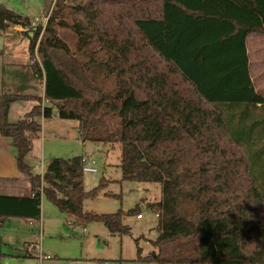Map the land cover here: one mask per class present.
<instances>
[{
	"label": "trees",
	"instance_id": "1",
	"mask_svg": "<svg viewBox=\"0 0 264 264\" xmlns=\"http://www.w3.org/2000/svg\"><path fill=\"white\" fill-rule=\"evenodd\" d=\"M10 25L30 23L0 5V31ZM59 30L75 34L84 68L99 66L104 79L115 78L116 90L88 87L56 61L53 52L74 56ZM251 33L264 36V0H56L41 41L40 28L26 33L31 59L36 48L41 58L31 66L44 81V97L0 95V135L11 141L32 186L31 197L0 195V219H39L42 198L113 235L128 234L124 218L141 215L140 205L114 214L84 211L104 181L85 190L83 157L55 158L43 176L33 173L25 159L42 131L35 119L57 111L79 121L84 141L90 131L96 144H119L124 181L160 185L161 199L147 204L158 215L157 252L141 257L140 250L138 260L264 264V192L250 173L248 144L257 125L264 130V98L249 76ZM20 100L38 104L11 123L10 106ZM107 118L119 126L102 136L97 128Z\"/></svg>",
	"mask_w": 264,
	"mask_h": 264
},
{
	"label": "rangeland",
	"instance_id": "2",
	"mask_svg": "<svg viewBox=\"0 0 264 264\" xmlns=\"http://www.w3.org/2000/svg\"><path fill=\"white\" fill-rule=\"evenodd\" d=\"M55 2L56 0H0V5L14 11L23 18H27L30 26H32V21L35 19L44 22L45 19L49 17V13L52 12ZM48 11L50 12L47 13ZM32 28H40V34H42L39 38L40 42L44 31L42 32L39 26ZM23 33L26 34L24 31ZM58 35L74 54V56L71 57L66 56L62 52H53V57L59 64L67 68L88 87H99L112 92L116 90L115 78L110 77L104 79L99 66L90 67L88 70L84 68L83 65L87 59L83 57V55L77 53V37L71 30H59ZM30 43L31 41L27 35L22 36L20 33L17 35L14 31H0V54L3 55V57L0 56L2 58L0 59V64L3 59H5L7 64H9V61L12 62L13 66L5 68L4 75L5 73L7 74L5 78L8 79L9 77V80L12 81L13 85H15L20 93H26V96L29 98H38L43 97L44 81L39 80L35 76L31 64L36 62L40 65L41 58L37 53L38 48H36L34 59H31L29 54ZM7 52H9L10 56H7ZM1 70L0 67V75L2 74ZM4 94H6V91H4ZM37 104V101L26 100L14 102L9 121L17 122L25 119L26 115L29 114ZM43 105H48V102L43 100L41 106L43 107ZM42 118L43 116L36 117L35 120L42 122ZM99 122L100 129H97L102 136L107 135L108 132H116L119 126L118 119L107 118L101 119ZM79 125L80 123L77 120H64L57 116L44 119L41 133L43 130L44 132L45 130L50 132L40 134L38 138L33 140L32 149L26 156L27 161H30V164L34 166L33 172L39 174L41 172L44 174L49 162L54 158L71 159L86 155L90 157L91 161H95L94 168L97 169V172H84L85 190H93L100 185L102 180L104 181V187L100 189L95 197L84 201V211L97 214H114L121 210L128 212L137 205H140V213L144 216L142 221L137 220L135 217L136 215L126 216L124 218V224L128 226L130 230L129 233L111 237L110 241H107V244L104 245L108 254L109 250L116 256L122 253L123 260L118 258V260L105 264H150L143 260H138L137 256L140 250L141 257L156 254L157 250L153 246V242L158 236L157 218L150 210H146L147 205L145 208V206L141 207V204L160 200V185L156 183L124 181L122 172L119 168L121 154L119 144L113 145L102 142L98 144L102 147L99 150L97 149V144L89 140L92 135L90 131L86 132L84 135L86 140H83V134L80 131ZM28 182H30L29 177L25 174H21L19 175V179L14 180L11 185L14 186L13 189L24 191V187ZM6 186L8 185L6 184ZM140 187L142 190L139 189ZM42 199L45 221L43 222L41 217L39 224L36 223L25 235L22 236L20 233V235L17 234L16 238H14V235L10 234L12 231L21 229V226L15 227L13 225L14 223H9L7 226H0V255H14L15 250L24 252L26 241L33 242L38 248L40 244H44L45 248L43 251L49 255V260H51H46L47 262L45 264H66V261L63 260L64 256L72 257L70 254H73L75 251L76 258L84 254L85 246L82 238L85 234L83 233V228L86 227L87 234L92 233L91 228L99 226L95 225L97 222L79 225V223L75 222V219L69 218L66 214L62 213L46 198ZM58 219L63 221L64 227L66 228L65 231L59 232L60 224L56 223ZM43 224L44 233L42 234ZM101 226H103L102 228H104L103 230L106 232L104 224H101ZM72 235L76 237V244H74V241L71 239ZM26 238H29V240H25ZM104 239L105 238H103V240ZM97 242L103 244L102 240L94 241L91 244V248H97ZM90 259L92 262H96L92 260V258ZM96 259L99 260L100 258ZM99 262L100 260L93 264H102ZM0 264H40V262L38 259L27 258L26 260H14L9 257L6 258L1 256Z\"/></svg>",
	"mask_w": 264,
	"mask_h": 264
},
{
	"label": "crops",
	"instance_id": "3",
	"mask_svg": "<svg viewBox=\"0 0 264 264\" xmlns=\"http://www.w3.org/2000/svg\"><path fill=\"white\" fill-rule=\"evenodd\" d=\"M49 12L50 11H48L47 13H49ZM43 14H44V11H43ZM11 31L16 32L17 35L19 33L22 36L26 35L23 33V27L19 26V25H17V26L10 25L9 29L6 30V32H11ZM246 51H247V57H248V63H249L250 80L253 83L255 91L264 98V36L260 35L258 33H251L250 35H248V37L246 39ZM0 56L3 57V55H1V54H0ZM7 56H10L9 52H7ZM1 57H0V59H2ZM5 63H6L5 59H3L1 64H0V67L2 69L1 70L2 74L0 75V95L4 94V91H6L7 95L18 94V95L26 96L27 95L26 93H20L18 91V89L15 87V85H13L12 81L9 80V77H8V79L5 78V75L7 77L6 73L4 75L5 68L8 66H13L12 62H10V61H9V64H7V63L5 64ZM43 97H44V93H43ZM12 106H13V103L11 104L10 110L8 113V121H9V117L11 115ZM224 109H225V111L230 110L229 104H227L224 107ZM232 111L236 115V122H239V118H240L241 114H239L238 112L236 113L234 110H232ZM54 112H56V114H54V117H55L57 115V111H54ZM44 119L45 118L43 117L42 122L37 121L38 123H40L42 125V128L44 125ZM11 123H15V122H11ZM242 129H243V123H239L238 124V130H242ZM49 132L50 131H48V130H45V132L43 130V132L40 134L49 133ZM240 138H241V135L238 134V140ZM242 138H243L242 144L248 143V142H246L248 140L245 138V136H243ZM248 144L251 147L250 151H249V154H250L249 159H250V162L252 164V167L250 168V173H251V175L255 181V184L258 186L259 189H261V192H264V150H263L264 149V130L260 127V125H257V129L255 130L254 134L251 136V141ZM101 148L102 147L97 144V149L100 150ZM15 155H16V151L13 148L11 141L9 139L3 138L0 135V190H1L0 195L1 196H15V197H31L32 196V186H31L30 179H29L30 182L26 183V186L24 187V191L13 189L14 186L11 185L12 182L16 179H19V175L22 174L19 172V170L17 168V164L15 161ZM84 156H86V155H83L82 157H84ZM25 161H26V164H28L29 166L34 168V166L30 164V161H27V158ZM41 171H42V169H41ZM34 174L35 175H41L42 172L40 174L39 173H34ZM2 183H3V186H2ZM6 184L8 186H6ZM139 189L142 190L141 187ZM12 190H15V191H12ZM42 202H43V199H42ZM42 202H41V207H40L39 219H36V220L23 219V218H8L5 220L0 219V226H7V225H9V223H14L13 225L15 227L21 226V229H17L18 232L12 231V232H10V234L14 235V238H16L17 234L20 235V233L22 236L25 235L26 232H28L29 229L34 227L36 223L39 224V222L41 221V217H42L43 222L45 221V219H44L45 213L43 210L44 204ZM148 203H153V202H146L144 204H141L142 205L141 207L145 206V208H146V205ZM146 210H148V209H146ZM135 217L137 219V216H135ZM143 219H144V216L141 220H139V219H137V220L142 221ZM8 220H12V221H8ZM53 220H55V219H53ZM56 223L60 224L59 232L66 230V228L64 227L63 221L58 219V220H56ZM101 224L102 223H95V225H99V226H96V228H91L92 233H88V234H87L86 227L83 228V233L85 234L82 238L84 246H85L84 252H83L84 254H82L81 257L76 258V251H75V252H73V254H70V255H72V257L64 256L63 260L66 261V264H71L72 262H76V261H85V262H89L90 264H93V263L98 262L99 260H100L99 263L105 264L107 262H112V261L118 260V258H120V260H123L122 253L118 254L117 256L113 252H111L110 250H109V254L107 253V249H105L104 245L107 244V241H110L111 237H116L117 235L111 234L105 225H104V227H105L106 232H104V230H103L104 228H102L103 226H101ZM79 225H81V224H79ZM42 228H43V230H42V234H43L44 233V224H43ZM51 233H53V232H51ZM33 236H35V235H33ZM103 238H105V239L103 240ZM71 239L74 241V244H76V237L72 235ZM25 240H29V238H26ZM93 240L95 242L102 240L103 244H100V242H97V248H91V244H92V242H94ZM44 248H45L44 244H40V247L38 248L37 246H35L33 244V242L26 241L25 246H24V252L23 251L20 252L18 250H15L14 255H7V256L11 259H14V260H21V259L26 260L27 258L38 259L40 264H45L47 261H51V260H49L50 258L49 259L47 258V257H49V255L43 251ZM90 258H92V260H94L96 262H92ZM96 258H98V259L100 258V259L97 260ZM18 263H20V262H18ZM47 264H50V263H47Z\"/></svg>",
	"mask_w": 264,
	"mask_h": 264
},
{
	"label": "built area",
	"instance_id": "4",
	"mask_svg": "<svg viewBox=\"0 0 264 264\" xmlns=\"http://www.w3.org/2000/svg\"><path fill=\"white\" fill-rule=\"evenodd\" d=\"M47 22H48V18H46L44 22H41L39 19H35L34 21H32V26L25 27L23 29V31L25 33H30L31 34L32 30H37L36 28H32V27H38L39 26V27H41L42 32H43V31H45ZM41 35H40V37H41ZM44 106L45 105H43V107ZM82 161L84 163V172H97V169L94 168L95 161H93V160L91 161L90 157L84 156L82 158ZM41 175H43V172H42ZM155 216H156V218L158 217V215H155ZM142 218H143L142 213H141V215H137V219L141 220ZM47 258L49 259V257H47ZM71 264H90V263L89 262H85V261H76V262H72Z\"/></svg>",
	"mask_w": 264,
	"mask_h": 264
},
{
	"label": "water",
	"instance_id": "5",
	"mask_svg": "<svg viewBox=\"0 0 264 264\" xmlns=\"http://www.w3.org/2000/svg\"><path fill=\"white\" fill-rule=\"evenodd\" d=\"M54 114H56V112H54Z\"/></svg>",
	"mask_w": 264,
	"mask_h": 264
}]
</instances>
